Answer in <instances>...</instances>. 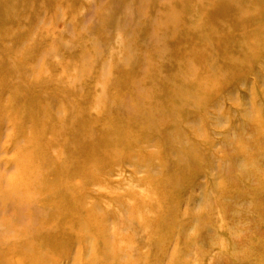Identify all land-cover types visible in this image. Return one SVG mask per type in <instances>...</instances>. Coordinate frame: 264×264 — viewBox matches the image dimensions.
Segmentation results:
<instances>
[{
    "label": "rangeland",
    "instance_id": "obj_1",
    "mask_svg": "<svg viewBox=\"0 0 264 264\" xmlns=\"http://www.w3.org/2000/svg\"><path fill=\"white\" fill-rule=\"evenodd\" d=\"M7 4L0 264H264V48L199 0Z\"/></svg>",
    "mask_w": 264,
    "mask_h": 264
},
{
    "label": "bare ground",
    "instance_id": "obj_2",
    "mask_svg": "<svg viewBox=\"0 0 264 264\" xmlns=\"http://www.w3.org/2000/svg\"><path fill=\"white\" fill-rule=\"evenodd\" d=\"M199 4L201 6L200 45L206 46V43L209 42L208 38L213 37L217 42L216 47L219 52L225 55L222 56L224 62H228V65H232L236 56L242 54L245 56L244 62L240 61L242 66H246V69L258 67L254 64V60L258 59V55L264 48V0H199ZM8 6L13 8L7 4V0H0V22L7 20L2 12L3 10L10 12V10L4 9ZM223 9H233L237 13H226L223 12ZM226 25H228V31L224 33L223 29ZM172 26H176V21ZM241 28L244 30L240 31ZM252 45L259 51L257 53L250 51V54L244 53Z\"/></svg>",
    "mask_w": 264,
    "mask_h": 264
}]
</instances>
